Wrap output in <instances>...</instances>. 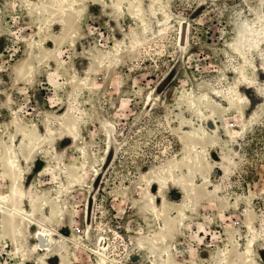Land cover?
<instances>
[{"label": "rangeland", "instance_id": "rangeland-1", "mask_svg": "<svg viewBox=\"0 0 264 264\" xmlns=\"http://www.w3.org/2000/svg\"><path fill=\"white\" fill-rule=\"evenodd\" d=\"M261 1L141 0L150 16L155 7L161 15L152 20L155 32L129 49L126 35L140 34L139 20L110 8L115 0H77L65 26L49 17L62 0H0V196L8 195L5 159L11 150L22 161L27 197L21 207L29 209L33 196L52 201L39 218L57 229L55 244L67 252L51 261V252L35 248L38 226L31 232L25 221L16 235L0 228V264H102L92 250L102 248L103 238L110 259L123 264H264V71L250 67L258 86L243 91L251 104L221 109L218 128L183 104L193 90L211 94L235 82L231 71L240 58L230 44L242 22L254 19L252 9L260 11ZM166 12L172 25L161 31ZM116 46L120 53L106 63ZM252 59L264 64V47ZM177 63L176 78L156 96ZM68 109L82 125L75 142L59 124ZM241 111L250 123L244 124ZM179 114L197 130L203 124L209 132L216 128L218 146L210 148L207 181L186 166L177 168L184 184L198 185L190 201L177 185L165 188L168 215L189 206L182 226L166 233V248L161 221L145 208L142 176L175 158L186 163ZM113 145L115 156L88 227L90 192ZM224 162L226 173L217 168ZM24 249L27 258L19 253Z\"/></svg>", "mask_w": 264, "mask_h": 264}, {"label": "bare ground", "instance_id": "bare-ground-1", "mask_svg": "<svg viewBox=\"0 0 264 264\" xmlns=\"http://www.w3.org/2000/svg\"><path fill=\"white\" fill-rule=\"evenodd\" d=\"M62 1L63 2L53 10V14L51 13L52 15L49 17L56 16L58 19L54 21V24L65 26L66 20L64 18L70 15V12L72 11L77 0ZM99 1H103L104 5L108 3L106 0ZM121 1L123 2L118 3L119 0H115V2L109 5V7L118 9L123 8L125 11L127 10L132 12L135 18L139 20V26L137 30L140 34H127V41L124 46L129 49H134L147 35H149L150 32H155L152 20L156 18V15L160 16L161 13L155 7L153 9V15L155 17L150 16L147 10L142 6V4H140L141 0ZM152 3L161 5L163 0H152ZM261 8L259 12V8L252 9L254 12V19L249 23L248 21L242 22L241 26H239L235 31V42L230 44V46L233 47L240 58V65L231 71V73L235 75V82L231 84L229 83L230 87L227 89H215L211 94H198L193 90L189 92L185 98H183V104L185 107L191 111H195L203 122H208V125H215L217 128L219 127L217 116L221 109H227V107H230L243 110L244 107H247L251 104L249 97L244 93L243 89L246 87L254 88L258 86L256 79H254L250 73V67L258 69L261 72L264 71V64H256L252 59L253 52L258 51L260 46L264 47V1H261ZM200 10L201 7L196 9L194 14H197ZM37 11L40 16L46 14V11ZM255 15L257 16L255 17ZM166 16L167 17H164L162 20L159 19V25L163 27L161 31L169 28L172 25V22H170V16L167 12ZM49 17H47L46 21L49 19ZM43 28L44 27L42 24L40 30L42 33H45ZM190 30L191 25L188 26V34H190ZM38 42H41L39 43V46L42 45L43 39ZM187 42L188 40L186 39V44ZM120 51V46H116L113 52L109 53V55H106V63H108V59L112 60L114 57H117ZM259 90L263 91L264 89L262 87ZM259 95L261 98H264L263 93L259 92ZM70 112L71 110L68 109L65 114L62 113L59 116V124L61 128L64 129L67 137L71 139V141L75 142L80 138V130L82 129V125L79 118H70ZM240 113V117L244 124L246 125L250 123V116L242 111ZM179 121L182 128L184 129L182 130V138L186 153V163L183 164L180 158H175L173 161L165 163L158 169L152 168L147 170L142 176V181L145 182V189L143 193L145 208L154 218L161 221L159 225V229L162 231L161 242L166 248H168L170 245L166 233L172 232L176 225L178 227L182 226L183 221L187 218L186 208H189V206L178 209V215L176 216L168 215L165 210L166 207L168 209V206L166 205L167 200L165 198V188H167V186L170 184L177 185L181 191L185 192L186 200L190 201L192 195L195 194L194 192L198 185L194 184L193 181H191V184H184V179L177 177V168L186 166L190 174H195V176L199 179L207 181L208 177L204 175L203 171L206 169L210 170L213 167L209 156L210 148L218 146L216 138L213 136V134L216 132V128L209 132L207 129H205V124H203L201 129L197 130L195 127H192V122L182 114H179ZM21 135L26 136L24 133ZM6 155L5 164L9 188L8 195L6 197L0 196V228H2L4 231H10L13 235H16L19 231V225L25 221L28 222V227L30 225L31 227L38 226L34 237L38 241L35 248L39 251H47L49 253L51 252V261L58 262L60 257L64 256L63 253L66 252V248L55 244L56 240L54 237L56 234H59L57 229L55 227H49L45 224L43 219L39 218V216H41L40 211L44 205L49 207V209L50 207H53L52 201L43 200L37 196H33L31 200L28 199L30 202V208L27 210L23 209L21 207V200L25 196L27 197V195L22 189L21 184L23 181V174L21 172L22 161L18 156H16V153L11 150H8ZM226 163L227 162H224L221 165L222 167L217 168L223 170L226 173L228 170V168L225 166ZM188 186H191L190 192L187 190ZM160 201H163V203L160 204ZM33 229L34 228L32 227L30 231L33 232ZM104 241H106L105 238H103L101 241L102 248L99 250H92V252L100 259L101 263L123 264L110 259L106 253L108 250V245L104 243ZM144 245L145 244H142V247ZM26 252L27 250L24 249L19 253L21 257L27 258Z\"/></svg>", "mask_w": 264, "mask_h": 264}, {"label": "water", "instance_id": "water-1", "mask_svg": "<svg viewBox=\"0 0 264 264\" xmlns=\"http://www.w3.org/2000/svg\"><path fill=\"white\" fill-rule=\"evenodd\" d=\"M186 27L184 29V33L182 36V44L185 45L186 43ZM180 69V63H177V65L174 66V68L171 70V72L169 73V75L159 84V86L156 88V96L162 94L167 88L168 86L174 81V79L176 78V75L178 74V71ZM115 152H116V148L115 146H111L108 156L106 158V161L104 163V166L101 170V173L98 175V177L96 178L91 192H90V196H89V202H88V209H87V225L88 227L91 225L92 223V218H93V210H94V200H95V195L96 192L98 191L102 178L106 172V170L109 168V166L111 165L114 156H115Z\"/></svg>", "mask_w": 264, "mask_h": 264}]
</instances>
